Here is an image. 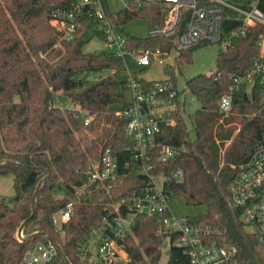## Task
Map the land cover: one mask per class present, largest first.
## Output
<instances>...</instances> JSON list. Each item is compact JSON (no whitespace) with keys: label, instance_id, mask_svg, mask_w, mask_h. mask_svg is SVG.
<instances>
[{"label":"trees","instance_id":"1","mask_svg":"<svg viewBox=\"0 0 264 264\" xmlns=\"http://www.w3.org/2000/svg\"><path fill=\"white\" fill-rule=\"evenodd\" d=\"M70 1L0 0V174L14 172L16 188L13 197L0 200V264H22L25 251L38 241L57 244V253L46 264H81L79 240L103 218L106 206L128 195L144 180L141 174H130L110 193L102 192L93 200L78 203L70 220L62 229L56 228L54 215L72 196L73 185L86 179L82 170L91 161V146L77 134L85 127L81 110L94 115L93 128L109 135L104 146H110L120 162L131 160L133 146L125 130L129 102L123 57L83 49L89 36L100 32H92L87 19L75 38L55 46L59 31L50 23L49 12ZM143 13L150 16V27L163 23L159 2L122 9L118 22ZM261 33L264 25L251 26L246 36L234 39L233 46L219 52L214 72L187 80V88L201 102V109L191 115L194 139L183 115L181 92L174 112L176 123L163 124L158 135L159 142L186 145L189 152L158 163L156 170L170 173L185 167V177L171 181L167 187L173 194L183 195L188 204L207 205L206 213L188 218L219 226L227 241L237 245L238 264H264L256 253L261 243L241 222L229 191L237 174L232 164L246 160L264 141V83L257 80L250 91L245 86L237 91L232 112L222 122L219 99L235 75L251 68ZM126 37L128 48L135 54L141 49L160 47L169 51L176 46L174 40L164 37ZM203 44L179 47V58L191 60L192 51ZM166 68L172 72L176 69ZM104 70L113 73L94 80L88 77L90 72ZM138 79L143 84L153 81ZM59 94L66 95L65 100L72 105L61 104ZM37 218L39 228L28 232ZM160 222L159 215L136 217L125 240L130 264H158L163 241L158 233ZM169 261L185 264L187 257L180 247L173 246Z\"/></svg>","mask_w":264,"mask_h":264},{"label":"built area","instance_id":"2","mask_svg":"<svg viewBox=\"0 0 264 264\" xmlns=\"http://www.w3.org/2000/svg\"><path fill=\"white\" fill-rule=\"evenodd\" d=\"M148 2H159L164 17L162 24L149 28L148 36L174 40L178 47L217 42L225 51L233 46L234 39L246 36L251 26L264 25V0H127L122 9L133 10ZM49 16L59 31L55 46L75 38L87 19L92 32L94 29L102 32L109 52L123 57L130 50L122 23L118 22V12L111 9L109 0H71L54 7ZM259 38L251 68L245 74L235 75L232 85L219 99L222 118L232 112L237 91L244 86L250 91L257 80L264 83V33ZM131 52L142 67L151 63L152 54L162 61L168 53L160 47L141 49L137 54ZM127 76L131 98L125 109V130L133 141L131 160L120 162L110 146L102 147L99 156L83 168L86 179L73 185L72 196L56 212V228L62 229L70 220L78 203L93 200L102 192L110 193L130 174H141L143 182L106 206L103 218L79 240L81 264H130L132 259L125 240L141 214L161 217L158 233L163 241L159 249L170 242L166 249L169 257L172 247L178 246L187 257L185 264H238L239 249L227 241L219 226L194 222L188 215H177L171 210L173 193L167 185L182 180L185 167L179 166L170 173L156 170L158 163L189 152L186 145L158 141L162 125L176 123L174 112L180 92L176 81L166 78L143 84L136 75ZM81 112L84 125L91 126L94 115L87 109ZM232 166L237 170L229 185L232 206L240 212L245 228L264 245V141L246 160ZM19 234L23 236L21 231ZM57 250L54 241H38L25 251L22 264H46ZM169 264L182 263L169 261Z\"/></svg>","mask_w":264,"mask_h":264},{"label":"rangeland","instance_id":"3","mask_svg":"<svg viewBox=\"0 0 264 264\" xmlns=\"http://www.w3.org/2000/svg\"><path fill=\"white\" fill-rule=\"evenodd\" d=\"M127 0H109L111 9L119 12L124 8ZM150 16L148 14H140L135 16L127 22H123L122 30L126 35L132 34L139 37H147L150 28ZM51 23V21H50ZM93 34V35H92ZM88 40L85 42L83 49L86 52H101L108 51L104 42L102 32L92 33ZM221 51V46L217 42H208L201 46L196 47L191 54V60H187L185 57L179 58V47H172L168 53L162 57L152 54V61L149 65L142 67L137 61L135 55L129 50L123 53V59L126 65L124 72L126 74H134L139 78L147 80H159L174 77L177 86L181 92V100L184 102L183 115L185 121L188 124L190 130V137L194 139L196 132L194 129V120L191 119V115L197 113L201 109V102L198 97L187 88V80L200 73H211L217 68V57ZM45 55V54H44ZM166 67L175 68L174 72ZM113 73V70H104L102 72H90L88 77L92 80ZM250 89V88H249ZM127 100L131 98V92L127 88L125 91ZM63 105L71 106L70 100L60 102ZM230 114V113H229ZM228 114V115H229ZM227 115V116H228ZM226 117V116H225ZM222 115L219 121H223ZM94 124V123H93ZM91 126L81 127L77 132L80 138L86 139V145H90L92 148L91 160H95L109 139V135H103L100 129L93 128ZM228 124H225L227 128ZM219 142H221L219 140ZM230 140L226 141L229 144ZM15 174L12 171H6L0 174V200H7L16 194L15 188ZM170 208L177 215L196 216L201 213L207 212V205L200 204H188L183 195L175 193L170 200ZM55 216V215H54ZM39 218L35 219L28 227V232H35L39 228ZM170 242H167L161 250V257L158 264H169V254L167 248ZM257 258L261 263H264V245L257 246L256 248Z\"/></svg>","mask_w":264,"mask_h":264},{"label":"water","instance_id":"4","mask_svg":"<svg viewBox=\"0 0 264 264\" xmlns=\"http://www.w3.org/2000/svg\"><path fill=\"white\" fill-rule=\"evenodd\" d=\"M58 97H59V101L60 102L64 101L67 98V96L66 95H63V94H59ZM7 204H9L10 206H13L14 205V203H12V202H7Z\"/></svg>","mask_w":264,"mask_h":264}]
</instances>
